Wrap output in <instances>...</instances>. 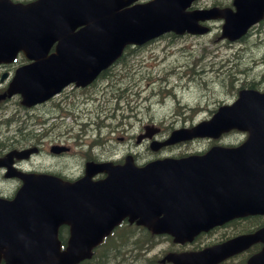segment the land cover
<instances>
[{
  "label": "water",
  "instance_id": "water-1",
  "mask_svg": "<svg viewBox=\"0 0 264 264\" xmlns=\"http://www.w3.org/2000/svg\"><path fill=\"white\" fill-rule=\"evenodd\" d=\"M82 1L50 0L51 5L57 4V9L48 7L39 14L33 11V5L0 4L2 7L0 9V41L3 45V48L0 47V60L5 54H9L10 49L4 46L13 43V36L23 38L22 40L25 41H31L32 37L36 36L33 32L30 36L22 33L21 28H32L38 34L49 35V30L53 27H57V30L63 29L62 23L65 21L76 22V24L88 21L82 14ZM255 1L264 5V0ZM60 2L74 5L68 10H61L58 8ZM189 2L190 0H156L148 7L135 6L114 17L92 10L93 25L91 27L89 24L85 28L86 35L80 36L87 40H80L77 44L82 48L95 49V51L82 52L80 59L103 67L121 53L124 44L131 41L143 42L170 29L177 32L206 31L205 27L195 26L197 21H193L192 13L184 12L183 9L189 5ZM65 14L71 18L68 19ZM41 17H50V19L45 20ZM227 20L225 34L236 31V23H239L243 29L251 23L247 19L238 22L235 17L227 18ZM12 28H16L17 31H12ZM91 31L94 34H91ZM77 39L69 38L64 41V45L73 46ZM69 54L63 48L51 61L45 65L42 63L39 69H44L45 74H48L42 76L45 84L50 82L64 84L73 77L77 78L75 74L80 67L85 69L83 62L81 66L80 61H75ZM91 54L100 58L96 62L87 60ZM66 64L71 66H63ZM97 64L92 69L93 75L98 71ZM60 68L66 70L67 74L61 76ZM68 68L71 69V73ZM20 72L25 81L30 79L31 71L22 69ZM77 76H81V73H77ZM22 78L18 76V80L15 79L13 85L16 88L20 85L27 94L25 81ZM31 81L33 86L29 87L39 93L37 89L39 78L35 73ZM234 127L250 128L249 140L258 138L264 141V93L245 91L233 104L222 106L211 119L204 120L192 130L183 128L174 131L168 141H178L199 135H218ZM213 150L214 148L198 157L200 158L198 161L216 163V160L211 158ZM241 150L249 151L248 159L252 161V164L257 162L264 164V145L247 144ZM195 158L197 157L189 156L172 161H157L145 167H136L130 163L120 166L90 163L88 168L92 171L105 169L109 172L106 178L96 181L85 177L76 183H62L49 175L38 180L27 179L16 198L11 200L0 197V247L8 246V252L17 254L15 259L24 264H73L89 255L90 248L100 240L101 235L127 214L139 217L140 222L151 224L156 231L171 232L176 239L181 240L184 236H189L214 223L215 220L210 221L217 213L213 208H221L224 204L223 198L214 194L216 190L213 183L218 180L217 177L211 178L201 170L182 172L158 169L164 164L179 165L196 162ZM220 161L232 163L227 159ZM205 164L207 163L202 165ZM152 181L157 184L153 191H150ZM55 184L56 188H54ZM164 199L166 204L172 201H177L174 204H178L172 209L160 208L164 204ZM257 202L263 205V208L247 209L264 211V194ZM163 210H165V216L157 220L156 217ZM78 214L80 221L85 223L82 228L78 226L80 234L87 233L86 229L93 234L88 236V239L85 238L79 243L75 238L74 228L65 250H61L58 243L43 239L52 232L56 221L57 224L69 221L76 229L78 223L70 217ZM43 218L44 221L41 222L39 219ZM253 240L251 237H247L245 241L233 239L200 253L173 254L170 257L179 264H212ZM252 264H264V251L253 258Z\"/></svg>",
  "mask_w": 264,
  "mask_h": 264
},
{
  "label": "rangeland",
  "instance_id": "rangeland-1",
  "mask_svg": "<svg viewBox=\"0 0 264 264\" xmlns=\"http://www.w3.org/2000/svg\"><path fill=\"white\" fill-rule=\"evenodd\" d=\"M220 26L221 23L216 22L213 31L207 35H168L140 48H130L127 53L129 58L126 59L128 64L118 67L120 72L115 77L100 81L88 93L68 89L66 96L63 94L54 100L59 103L54 112H71L66 119L70 125L52 124L51 113L46 114L45 128H51V135L44 140L47 143L45 147L55 141L70 145L64 140L69 135L79 140L80 135L82 139L98 135L100 143L104 142L108 147L106 152L104 146L95 148L97 156L102 159L119 156L126 149L135 151L148 145L150 140L140 145L136 142L137 134L145 131L147 124L161 125V135H168L174 128L190 126L211 116L216 106L235 97L240 85L264 82V24L242 39L230 42L220 37ZM118 83L123 86L118 88L115 86ZM118 91H124L126 95L121 101ZM10 106L0 108V115L8 118L7 122L0 121V129L5 131L10 142L18 138L30 142V133L18 129L20 124H24L25 108H18L20 114L9 115ZM49 109L51 105L36 109L34 119L41 118L40 114ZM101 125L103 127L99 131ZM32 126L42 128L38 122ZM123 134L125 137H118ZM244 137V133L234 132L224 139L239 140ZM211 142L207 138L186 141L177 144L170 152L181 154L203 150ZM75 152L82 153L84 157L85 149L78 146ZM30 163L37 169L79 170L77 157L71 153L47 154L44 151L33 155ZM0 182V194H13L10 181L1 179ZM138 238L137 233L127 237L126 243L122 242L126 238L113 241L120 246L122 254L113 258L114 263L145 264L149 261L147 258H152V262L159 264L168 253L170 242L167 238L158 242H140V245Z\"/></svg>",
  "mask_w": 264,
  "mask_h": 264
},
{
  "label": "flooded vegetation",
  "instance_id": "flooded-vegetation-1",
  "mask_svg": "<svg viewBox=\"0 0 264 264\" xmlns=\"http://www.w3.org/2000/svg\"><path fill=\"white\" fill-rule=\"evenodd\" d=\"M17 1V0H16ZM26 1V0H25ZM140 2L142 1H147V0H138ZM233 2L234 0H196L193 2L192 6L190 7V9H197V8H207V7H219V8H227V7H234L233 6ZM212 20V19H211ZM208 20L205 21L203 23L205 24H209L210 22V26L211 28L215 27L216 22H220L222 23V18L221 17H217L216 19L213 18V20ZM264 20V19H263ZM78 32V29H71L69 31H66V33L69 34H76ZM131 46H129L130 48ZM65 48H69L72 49L74 48L72 47H63ZM57 51V44L54 43L53 46H51L50 48V53ZM67 54V53H66ZM75 56V54H69V56ZM124 55V54H123ZM126 56V55H125ZM122 57V56H121ZM120 57V58H121ZM120 58L118 60H115L109 67L101 70L97 76L93 79L92 82L88 83L87 85H81L78 84L76 81L74 82H68L67 86H64L57 94H55L54 96L50 97L49 99L43 101V102H39L36 104H32V105H25L22 101V96L20 94H15L13 96H0V103L2 102L3 105L0 106V108L2 109H6L8 108V106H10V110L11 112L9 113V115H13V114H20L18 111V108H25V112L24 115L26 116L24 124H20L18 129L23 130L29 134L28 140H30V142H26L27 139L25 138H18L15 139L14 141H9L7 134L5 133V131H2L0 129V157H3L4 155H6L9 151L15 149V148H26L29 149V152L26 154L25 157H18V156H13L12 159V165L15 167V170H21V171H25V172H36V173H40V172H45V171H50L51 169L49 168H39L37 169L36 167H33L31 165V160L33 155H39L42 152H47V154H49V152H51L50 150V146L53 144H62L64 146L67 147V150L60 152L59 154H66V153H71L73 154L75 157H77V163L79 164V170L77 172H66L65 170H54L58 175H60L61 177H63L64 179H71V180H75L79 177L82 176L83 174V170L84 168H82V166L84 164H86L88 161L90 160H94V161H102L105 159H113L115 162H121L125 159V156H114V157H107L105 159L99 158L97 155V153H95V148L100 147V146H104V152H106L108 145H106L104 142L100 143V138L98 135L94 136L93 138H86V139H82L81 135H80V140L79 138H75V136L73 135H69L67 136L64 140L65 141H69L70 145L67 144H63V143H58L57 141L52 142L51 144H49V146L45 147L47 145L46 141H44L45 139L49 138L51 135V128H45L46 127V122H47V118H46V114H50L51 113V123H61L64 126H69L70 122H68L67 116H71V112H65L61 111V112H54V110H56L59 106L58 102H54V100L65 94L66 96V92L68 91V89H76V90H80L84 93H88L90 91L91 88L95 87L96 85H98V83L100 81H107L110 80L112 77H115V75L120 72L117 70L118 67L122 66L125 67L128 63L121 61ZM32 60L29 59L28 56L25 55L24 51H19L15 57V59L12 62H6V63H2L0 64V76L2 73H4L5 71L9 72V78H7L5 81H3L0 84V89L2 88H7L9 85V82L11 80V77L13 76L14 71L24 65L27 64L29 62H31ZM115 86H117L118 88H121L123 85L118 83ZM248 86H252V87H258V89L260 90H264V82L263 81H255L252 82L250 84H248ZM1 94V92H0ZM120 101L122 99H124L125 93L124 91H118L117 92V96H120ZM51 105V109L45 111V114H40L41 118L39 119H34L35 118V110L39 109L43 106H49ZM69 111V110H67ZM114 112H110L109 116H112ZM55 114V115H54ZM22 116V114L20 115ZM0 121H8V118H6L5 116L0 115ZM40 123L42 125L41 129H38L34 126H32L35 123ZM102 125L99 126L98 130L101 131L102 129ZM114 130V128L112 129ZM73 136V137H72ZM125 137L124 135H118V137ZM71 140H68L69 138H71ZM75 141V142H74ZM137 142V141H136ZM137 144H142V143H137ZM243 144V141H230V142H226L224 145L226 146H240ZM80 146L81 148L85 149V153H84V157L81 156L82 153H78L75 152L76 148ZM110 150H113L112 147H110ZM115 150V148H114ZM35 151V152H34ZM34 152V153H33ZM124 153H126V155H128L129 153H132L134 156V159L137 162H145L146 160L152 158L156 152H154L151 147L150 144L148 142L147 146H143L142 148L139 149H135L134 150H125ZM122 153V154H124ZM50 156V155H49ZM101 157V156H100ZM7 167H0V180L2 178H5L6 180L11 182V186L14 190V192L16 191V189L19 187V181L17 178V176L15 177H7ZM134 232H126L121 234L124 237H129L130 235H132ZM70 234V228L68 225H60L59 229H58V238L65 244L68 241V237ZM244 235H249V237L253 238L254 240L249 243L244 245L243 247H241V249H239L236 252L230 253L229 255L225 256L223 259L213 263V264H251V260L257 256L261 251H264V213L261 212H253V211H246L245 213H242L241 215H237L235 217H232L226 221H224L222 224H220V226H217L207 232L201 233L199 234L197 237L192 238L191 240H185V241H181V242H174L173 239L171 238V236L166 235V238H168L169 240V248L168 251L170 252H177V253H183V252H197V251H201L204 250L206 248L209 247H213V246H217L223 243H226L227 241L239 237V236H244ZM161 236V235H159ZM263 236V237H261ZM147 238V237H144ZM143 240V239H141ZM160 240V239H159ZM148 241V238H147ZM176 244V245H175ZM140 245V244H138ZM137 245V246H138ZM136 247V245H135ZM131 252V251H130ZM168 264H172L171 262H166ZM0 264H8L7 259L4 257V255H2L1 259H0Z\"/></svg>",
  "mask_w": 264,
  "mask_h": 264
},
{
  "label": "trees",
  "instance_id": "trees-1",
  "mask_svg": "<svg viewBox=\"0 0 264 264\" xmlns=\"http://www.w3.org/2000/svg\"><path fill=\"white\" fill-rule=\"evenodd\" d=\"M120 253L118 251H115L114 257H118ZM112 255L107 254L104 256L101 260L95 261L94 259L88 260L85 264H119V263H114L113 260H111Z\"/></svg>",
  "mask_w": 264,
  "mask_h": 264
}]
</instances>
